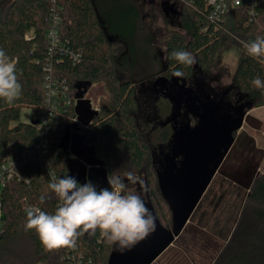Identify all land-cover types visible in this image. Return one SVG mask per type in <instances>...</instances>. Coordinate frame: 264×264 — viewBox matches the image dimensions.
I'll use <instances>...</instances> for the list:
<instances>
[{
    "label": "trees",
    "instance_id": "1",
    "mask_svg": "<svg viewBox=\"0 0 264 264\" xmlns=\"http://www.w3.org/2000/svg\"><path fill=\"white\" fill-rule=\"evenodd\" d=\"M104 0H57L63 7L61 36L74 51L81 52L74 63L64 53H49L47 30L51 0H0V49L17 61L22 94L12 104L0 99V164L21 148H30L38 140L36 120L46 106L47 76L69 86L71 102L57 112V127L50 134L46 154L32 157L25 172L29 182L13 179L1 191L3 219L0 231V264H108L113 245L97 231L95 236L79 237L74 249L48 252L34 230L25 231L26 209L40 207L52 213L59 201L49 188L52 178L67 176L69 160L74 157L63 138L80 135L103 161L108 176L121 159L146 169L148 186H156L151 201L159 221L172 226V212L163 198L158 170L149 145L141 138L135 112L139 107L135 81H123L118 69L133 60L137 44L138 10L130 7L120 17L102 6ZM107 1V0H105ZM184 29L187 34L170 30L165 37L166 67L170 74L183 73L191 78L195 70L208 69L224 39L234 35L241 40V55L235 83L247 95L251 109L264 105V88L251 81L264 80V57L252 58L244 44L264 37V0L258 5L259 16L249 21L246 7H236L216 28L209 20L205 0L183 1ZM173 51H189L196 58L191 66L171 59ZM101 82L108 93L101 97L95 112L79 117L80 102L86 85ZM84 94L81 96L80 94ZM30 107L36 113L31 121H21V110ZM236 134V133H235ZM158 189V190H157ZM159 191V192H158ZM45 196L44 203L40 197ZM248 200L253 221L240 217L215 264H264V174L257 176ZM162 202V203H161ZM171 217V222H170ZM167 223V224H166ZM247 227V229H245ZM251 227L252 229H248Z\"/></svg>",
    "mask_w": 264,
    "mask_h": 264
},
{
    "label": "rangeland",
    "instance_id": "2",
    "mask_svg": "<svg viewBox=\"0 0 264 264\" xmlns=\"http://www.w3.org/2000/svg\"><path fill=\"white\" fill-rule=\"evenodd\" d=\"M183 5L182 0H104L102 3L116 17L130 7L138 10L136 52L128 65L118 69V75L123 81L137 83L139 107L135 112L136 120L140 136L151 150L163 147L167 149L165 153L170 154L172 147L185 141L186 127L190 128L185 120H194L195 126L200 114L205 117L210 109L229 114L234 121L240 117L241 110L245 111L242 125L235 131V140L220 161L199 205L181 234L154 263L215 264L232 232L237 229L240 217L244 216L243 222L246 217L250 222L254 218L250 216L248 197L257 176L264 174V105L248 109L251 102L237 89L235 73L241 55V40L236 35L232 39H224L212 65L205 70L196 69L191 78L178 80L165 71L167 32L178 30L188 35L181 13ZM212 81L217 82L216 87L209 86ZM86 89L84 96L78 99V114L82 121L85 120L80 115L90 116L98 108L101 97L108 95L101 82L86 85ZM223 89L226 91L224 99L216 96V91L222 94ZM229 93L235 101L242 95L243 102L236 106ZM48 104L47 101L44 111ZM36 115L32 108L23 107L20 119L31 121ZM170 116L173 120L177 116L188 118L183 121L185 130L179 128L174 132L170 127ZM182 157L179 155L171 162L178 164ZM166 158L164 160L168 162ZM128 171L137 174L139 185L127 184V192L146 199L151 193H157L156 186H148L145 181L146 169L135 167L126 158L115 164L112 176L123 177ZM138 186L140 191H137Z\"/></svg>",
    "mask_w": 264,
    "mask_h": 264
},
{
    "label": "clouds",
    "instance_id": "3",
    "mask_svg": "<svg viewBox=\"0 0 264 264\" xmlns=\"http://www.w3.org/2000/svg\"><path fill=\"white\" fill-rule=\"evenodd\" d=\"M246 54L252 58L264 57V37L244 44ZM171 59L180 65L191 66L197 61L189 51H173ZM173 76L180 80L181 71ZM251 83L264 88V80L256 77ZM210 87H216L212 81ZM22 94V84L17 74V61L0 49V99L12 104ZM229 97L234 103L232 93ZM139 177L134 171L125 176H108V188L98 189L90 180L80 183L75 177L52 178L49 188L59 201L54 212L49 213L37 206L26 209L24 230H34L45 251L62 248L74 249L84 234L100 236L108 245H114L121 254L131 251L156 230V220L142 197L126 191L127 184H135ZM45 196L40 197L44 203Z\"/></svg>",
    "mask_w": 264,
    "mask_h": 264
},
{
    "label": "water",
    "instance_id": "4",
    "mask_svg": "<svg viewBox=\"0 0 264 264\" xmlns=\"http://www.w3.org/2000/svg\"><path fill=\"white\" fill-rule=\"evenodd\" d=\"M214 111L210 109L205 117L200 114L195 126L186 127L184 143L172 147L171 153L166 156L168 162L158 170L160 191L172 212L171 228L161 224L148 199L150 207L146 206L156 220L155 232L123 254L117 252L113 245L108 264H151L181 234L213 180L220 161L231 148L235 131L241 127L245 113L241 110L240 117L234 121L229 114ZM63 143L74 155L69 160V176L82 184L90 180L98 189L109 187L107 170L93 147L76 134L73 137L67 134ZM179 155L183 156L179 164L171 162Z\"/></svg>",
    "mask_w": 264,
    "mask_h": 264
},
{
    "label": "built area",
    "instance_id": "5",
    "mask_svg": "<svg viewBox=\"0 0 264 264\" xmlns=\"http://www.w3.org/2000/svg\"><path fill=\"white\" fill-rule=\"evenodd\" d=\"M186 1V0H182ZM262 0H205L209 13L208 17L211 23L218 28L222 22L230 15L236 7L244 6L248 12L249 21H254L259 16L258 5ZM49 11V28L47 30V39L49 42V53L51 56L57 53H64L70 59L77 63L80 61L81 52L74 51L61 36V25L63 23V7L57 4V0H51ZM47 101L49 102L47 110L41 112L36 120L38 131V140L30 148H21L18 152L10 155L0 164V193L8 181L17 179L19 181L29 182V177L25 172L29 160L36 157L38 153L46 154L50 144V134L57 127V112L66 107L71 102L69 95V86L63 82L51 81V75L47 76ZM96 110V109H95ZM3 219V205L0 194V231Z\"/></svg>",
    "mask_w": 264,
    "mask_h": 264
},
{
    "label": "flooded vegetation",
    "instance_id": "6",
    "mask_svg": "<svg viewBox=\"0 0 264 264\" xmlns=\"http://www.w3.org/2000/svg\"><path fill=\"white\" fill-rule=\"evenodd\" d=\"M165 71H167V67H166V65H165ZM237 89L239 90V88L237 87ZM240 91V90H239ZM241 92V91H240ZM239 93V92H238ZM240 94V93H239ZM222 95V96H221ZM216 96H218V97H220V98H222V99H224L225 98V96H226V91H225V89H223L222 90V94L219 92V91H216ZM241 101H242V95H239V98L235 101L234 100V103L236 104V106L238 105V104H240L241 103ZM243 102V101H242ZM167 118V117H166ZM168 118H172L171 116L170 117H168ZM184 118H186L185 116H182V117H180V116H177L174 120L173 119H171L172 120V123H170V127H171V129H173L174 130V132L175 131H177L179 128L180 129H182L183 128V121H184ZM186 119H188V118H186ZM185 121H188V126H191V127H193L194 126V120H191V121H189V119L188 120H185ZM190 122V123H189ZM179 123V124H178ZM187 123V122H186ZM172 149V148H171ZM151 152H152V155H153V158H154V165H155V167H156V169L157 170H159L160 168H161V166L165 163V160H164V157L166 158V156H167V153H165V152H167V149H165V148H163V147H160V149H154L153 148V150H151ZM178 159H180V158H178ZM179 164V163H178ZM158 165L160 166V168L158 167ZM112 176V175H111ZM145 181L147 182V178H146V175H145ZM138 185H139V183H137ZM130 186H132V185H130ZM141 190V188H140V186H138V188H137V191H140Z\"/></svg>",
    "mask_w": 264,
    "mask_h": 264
},
{
    "label": "crops",
    "instance_id": "7",
    "mask_svg": "<svg viewBox=\"0 0 264 264\" xmlns=\"http://www.w3.org/2000/svg\"><path fill=\"white\" fill-rule=\"evenodd\" d=\"M142 197V199L144 200V202L146 203V204H148V207H150V202L148 201V199H146V198H144L143 196H141ZM173 244V243H172ZM172 244H170L151 264H154L157 260H159V258H160V256L161 255H163L168 249H169V247L172 245Z\"/></svg>",
    "mask_w": 264,
    "mask_h": 264
}]
</instances>
